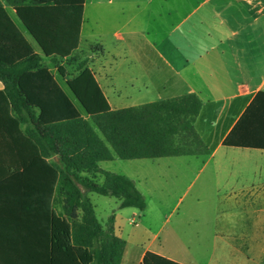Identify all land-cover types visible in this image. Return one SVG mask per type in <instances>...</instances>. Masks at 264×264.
Returning <instances> with one entry per match:
<instances>
[{
    "label": "crops",
    "instance_id": "0c3cea01",
    "mask_svg": "<svg viewBox=\"0 0 264 264\" xmlns=\"http://www.w3.org/2000/svg\"><path fill=\"white\" fill-rule=\"evenodd\" d=\"M96 8L107 12V18L90 20L88 14ZM7 9L88 119L72 98L66 79L44 57L15 11ZM95 45L101 47L98 53L84 51ZM78 54L89 60L113 110L197 95L203 106L195 128L210 154L181 157H204L200 171L211 167L217 184L242 186L219 197L220 220L207 238L201 263L157 244L165 221L143 244L141 233L127 235L122 264H142L147 252L180 264H264V190H244L245 186H264V149L225 144L232 133L235 138L257 132L264 137V125L255 123L264 122V98L240 124L257 95L264 93V0H86ZM4 89L0 81V93ZM11 116L15 114L8 112L0 97V256L7 264H39L45 246L36 240V226L46 214L47 173L37 162L35 149L23 142ZM116 159L115 155L112 161ZM47 160L57 163L58 157ZM187 166L191 168V163ZM42 182L44 190L40 191ZM144 197L146 214L149 204ZM196 229L193 225L190 232H206ZM115 231L124 239L117 217ZM245 233H252L247 240L252 252L239 242Z\"/></svg>",
    "mask_w": 264,
    "mask_h": 264
},
{
    "label": "trees",
    "instance_id": "16d2710c",
    "mask_svg": "<svg viewBox=\"0 0 264 264\" xmlns=\"http://www.w3.org/2000/svg\"><path fill=\"white\" fill-rule=\"evenodd\" d=\"M85 3L0 0V81L5 86L0 97L15 114L11 120L23 142L35 149L36 160L47 173L46 214L36 226V240L45 246L39 264H122L127 241L116 234V216L102 223L88 193L117 198L121 209L144 211L147 204L132 179L103 170L101 162L112 161L115 155L128 161L210 154L195 128L203 106L197 95L113 110L88 59L79 62L76 76L67 77L63 63L78 55ZM7 7L66 79L88 119ZM263 98L264 93L257 95L240 124ZM255 123L264 125L260 119ZM234 134L226 145L264 149L259 132L241 138ZM51 157H58V162L49 163ZM99 176L104 178L102 184ZM38 185L43 191V182ZM0 264H7L1 256ZM142 264L180 263L147 252Z\"/></svg>",
    "mask_w": 264,
    "mask_h": 264
},
{
    "label": "rangeland",
    "instance_id": "374dc122",
    "mask_svg": "<svg viewBox=\"0 0 264 264\" xmlns=\"http://www.w3.org/2000/svg\"><path fill=\"white\" fill-rule=\"evenodd\" d=\"M95 10L89 12L90 20L99 16L107 18V12L101 13L97 8ZM100 49L99 45H95L90 50L85 48L84 51L98 53ZM82 60L84 57L78 54L63 63L67 69L68 78L77 75V66ZM72 98H74L73 94ZM203 160L204 157L131 161L118 158L116 161L102 163L104 170L132 179L138 190L146 196L149 207L146 214L138 209H121L117 198L90 193L89 198L96 207L98 219L106 223L112 215H115L120 221L124 239H127L130 233L138 232L142 235L141 244L152 239L166 221L162 231L159 232L160 241L157 244L161 242L172 252L190 256L197 263H201L206 256L207 238L215 223L220 220L222 208L219 197L226 196L225 192L229 189L242 187L217 184L212 176L211 167L200 171ZM188 162L191 163V168L187 166ZM103 181L102 177L98 178L100 184ZM245 187H248L244 189L245 192L264 190V186ZM176 205L178 210L172 213ZM133 211L136 212V216L131 213ZM158 211L161 212L160 215ZM193 225L197 231L204 229L206 232L200 233L202 236L199 237L200 234L190 232V227L193 228ZM239 238L240 244L246 246L247 251L252 252L250 243L247 242L251 240L252 233H245ZM135 252L139 253V248H135ZM129 254L131 255L130 251Z\"/></svg>",
    "mask_w": 264,
    "mask_h": 264
}]
</instances>
